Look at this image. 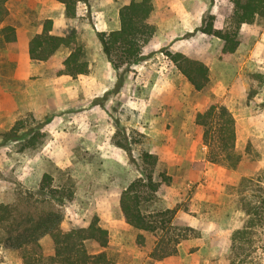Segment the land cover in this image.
<instances>
[{
  "label": "rangeland",
  "instance_id": "1",
  "mask_svg": "<svg viewBox=\"0 0 264 264\" xmlns=\"http://www.w3.org/2000/svg\"><path fill=\"white\" fill-rule=\"evenodd\" d=\"M22 2L10 0L8 6L19 8ZM101 3L103 8L108 5L107 0H99ZM98 4L80 3L75 17H66L57 25L63 34L76 30L90 66L85 74L56 75L69 51L65 47L56 52L53 63H34V67L21 62L23 54L17 42L0 48V202L12 201L19 192L37 194L43 173H49L52 186L72 193L56 204L62 214L61 226H86L97 215L115 241L116 229L123 225L118 196L130 182L143 178L146 167L140 156L148 150L157 156L152 180L159 182V187L153 191L136 184L144 213L169 208L166 202L178 199L173 207L186 211L197 225V236L205 239L208 259L201 264H228L232 258V264H264V219L251 237L252 245L247 239L241 241L237 255L232 254L230 241L232 231L246 220L237 192L240 177L264 178V136L254 135L237 147L241 160L235 168L224 161L207 162L206 147L199 139L202 127L193 119L197 110L212 102L214 92L209 88L195 90L166 55L181 51L207 59L209 64L219 59L221 40L202 30L209 22L221 30L231 29L232 3L172 0L168 9L176 8L174 13H154L151 22L156 30L142 47L139 59L116 70L110 62L108 68L97 36V32L106 31H98V21L93 18ZM116 7L115 3L109 6L112 11ZM39 12L43 14L39 8L25 11L34 17ZM182 21L186 27L181 29ZM108 24L111 26V13ZM255 26L259 32L264 29V24ZM240 30L245 41L252 35L239 26ZM257 70L243 65L242 73L261 76ZM119 77L121 85L117 87ZM257 90L249 82L247 99L251 100ZM252 101L257 109L264 108L263 100ZM118 144H125L129 153ZM163 176L169 180L165 182ZM251 189L257 197L264 194L256 184ZM122 232L129 239V262L139 247L147 250L145 240L154 245L160 235L159 230L142 231L141 246L136 243L140 230L129 226ZM41 245L46 254L47 244L41 241ZM85 245L89 252L97 250L93 242ZM107 251L116 262L119 252Z\"/></svg>",
  "mask_w": 264,
  "mask_h": 264
},
{
  "label": "trees",
  "instance_id": "2",
  "mask_svg": "<svg viewBox=\"0 0 264 264\" xmlns=\"http://www.w3.org/2000/svg\"><path fill=\"white\" fill-rule=\"evenodd\" d=\"M8 0H0V24L8 15ZM64 5L65 17H75L78 3L87 0H57ZM232 3L231 29H215L211 22L203 32L213 34L222 41L219 58L235 51L239 44L238 28L241 24H264V0H230ZM154 16L153 0H130L118 9L119 28L97 32L101 49L113 68L131 64L139 59L142 47L149 42L156 30L151 22ZM52 21L45 19L39 33L28 42L30 59L54 62L56 52L65 47L69 52L62 60V66L56 69V75L76 77L88 71L82 45L76 39V30L58 35L51 33ZM16 41L15 28L11 24L0 25V48ZM166 55L174 66L195 89L201 90L210 79L208 66L198 59L186 56L179 51H168ZM250 76L264 79L263 75L251 73ZM119 87L121 78H117ZM194 123L202 127V143L206 147L205 160L211 163L224 161L230 168H235L241 160L236 148L237 126L232 111L223 104L209 102L206 107L194 115ZM128 153L125 144H118ZM145 165L143 178L138 177L125 186L119 194V208L127 224L149 232L160 231L149 256L161 259L177 252V244L188 237L197 236L194 228L178 226L172 223L176 207L165 208L155 213H144L140 208L141 195L136 190L140 183L156 191L159 182L152 180L157 162L156 154L144 150L140 156ZM167 182L169 178L163 176ZM52 176L43 173L38 193L19 192L10 202H0V244L14 251L21 264H115L114 258L106 250L108 231L99 224L97 215H93L86 226L64 229L61 226L62 214L57 203L69 199L72 193L65 188L51 185ZM252 184L264 189V178L241 176L237 183L241 208L246 220L234 229L230 235L232 254L237 255L242 249L241 241L251 237L264 219V194L255 196ZM48 235L53 243V254L44 253L40 239ZM95 244L97 250L89 252L85 242ZM144 236L136 235V243L142 245ZM232 257V256H231ZM229 260L228 264L234 263Z\"/></svg>",
  "mask_w": 264,
  "mask_h": 264
},
{
  "label": "crops",
  "instance_id": "3",
  "mask_svg": "<svg viewBox=\"0 0 264 264\" xmlns=\"http://www.w3.org/2000/svg\"><path fill=\"white\" fill-rule=\"evenodd\" d=\"M9 1L10 0H8L6 4L8 9V15L5 17V19L2 21L0 25H4V21H5V24H11L14 26L15 34H16L15 42H17V44L21 48V52L23 54V56H21V62L25 61L28 64L31 63L32 66L34 63L35 64L40 63L42 65L49 64L50 62L37 61V60L33 61V59L29 58L27 51L28 42L32 36H34L35 34L41 31L42 23L45 19H51L52 21L51 33L58 35L63 34L62 32L57 31V25L59 21H63V19H67L64 15L63 3L57 0H21L24 1L21 4L22 7L11 9V7L8 6ZM87 1L88 3L91 4V7H94L93 5L98 4L99 2V0H87ZM107 1L109 6H113L115 3L117 4V7L115 11H112L110 10L108 5L106 8H103L102 6L103 2L101 4H98L99 8L96 7L95 10L92 12L93 18H95L98 21L97 26L100 27L97 29L98 31L100 30L110 31V30L118 29L119 28L118 9L120 6L128 3L130 0H123L121 2L119 1L117 2V0L116 2L115 0H107ZM80 3H78L77 5L76 14L78 12ZM153 5H154V13L159 10L160 12L162 13L164 12L167 14L170 13L171 11L174 13L176 10V8L168 9L169 5L173 6L172 0H153ZM38 8L40 9V11H43V14H40L39 12L38 16L34 17V15L30 16L28 13L27 14L25 13V11L30 12L31 10L33 9L37 10ZM110 13H111V26H109L108 24ZM9 17H11L12 20L8 22L7 18ZM100 20L102 21V23L99 24ZM255 24L243 23L240 25L241 29L251 31L252 35H249L245 41L243 35H239V34H243V31L240 30L238 32L239 44L237 48L233 53L223 58H219V52L222 46V41L218 51L219 59L216 60L212 59L210 64L207 59L204 60L202 57L188 56L194 59H198L208 66L210 70V79L202 89L209 88V90H211L212 93L214 92L213 95L214 97H212L211 101L213 100L219 101L221 104L225 105L232 111L237 126V130H236L237 137L235 142L236 148L240 146V144L245 145L247 139L253 138L254 135L264 136V108L257 109L252 101L253 99H255L256 101H262V100L264 101V80L262 82H259L258 78L252 77L250 76V74L245 76L242 73L243 65H251L256 69H258L257 72L263 75L264 77V29L261 32H259L257 30L258 26H255ZM178 27L182 29L185 28L186 26L183 25V21H182ZM213 27L215 29H220L216 26ZM16 59L17 58H14V61H16ZM31 60L32 62H28ZM106 62L108 64V68L111 69L109 66L110 64L109 61ZM89 68L90 66H88V69ZM96 80L99 81V78H97ZM249 82L254 83V85L258 87L257 92L254 93V96L252 97L251 100L247 99ZM201 110L203 109L197 111H201ZM201 136L202 135L199 136V139L201 138ZM173 176L174 174H172V178H173L172 180L174 181ZM172 201L173 202L167 201L165 206L172 208L173 206L176 205L178 199L175 200L173 199ZM117 203L119 205V196L117 199ZM122 219H123V225L121 226V228L116 229L117 237L115 241H113V239L111 240L110 238L109 227L107 225H102L99 223L102 227H104L108 231L109 238H108V244L106 250L110 249L112 251L119 252L115 264H201L200 263L201 261L208 259L207 255L205 254V250L203 248V246L205 245V239L202 236L201 237L195 236L181 240L177 244L176 253L165 256L161 259H154L149 256V253L154 245H152V243L150 244L148 240H145V244L147 245V247L149 245L151 246L149 248L146 247L147 250H145V252L143 251L142 247H139V249L141 248L142 250L137 249V251H139L138 253H143V254L139 255L137 252H134L131 255H136L135 258H133V260L131 259L132 262H129V239H125L123 237L122 229L123 230L129 229L130 225L125 222L123 216ZM172 223L178 226H189L194 229L197 227L192 217H190V215L182 209H177L172 219ZM140 233H143L142 230H140ZM41 241H44L47 244L46 254L47 255L53 254V243L50 237L48 235H44L40 239V243ZM0 264H21V260L19 257L16 256L14 251L7 249L3 246H0Z\"/></svg>",
  "mask_w": 264,
  "mask_h": 264
}]
</instances>
